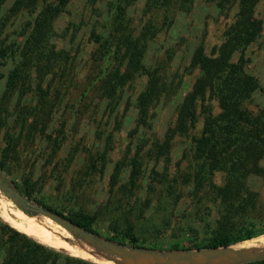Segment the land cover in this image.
<instances>
[{
  "label": "rangeland",
  "instance_id": "374dc122",
  "mask_svg": "<svg viewBox=\"0 0 264 264\" xmlns=\"http://www.w3.org/2000/svg\"><path fill=\"white\" fill-rule=\"evenodd\" d=\"M110 1L67 0L60 6L45 49L67 56L57 61V70L47 73L41 84L48 93L49 116L44 120L45 128L32 135L27 129L20 132L18 109L22 105H38L36 87L40 80L36 69L28 67L29 91L23 96L18 86L7 92V78L23 59L25 42L41 6L48 2L57 5L58 0H39L33 13L21 0H6L0 5V152L9 136L17 138L7 179L13 186L21 187L24 178H28L34 204L54 206L64 215L81 210L94 216L93 230L101 239L120 238L131 225L138 245L143 248L163 252L175 245L179 249L191 248L195 237L205 236L204 222L213 225L218 216V207L201 193L192 195L181 179L189 171L184 155L189 153L190 137L199 136L203 116L199 114L189 137H174L166 156L156 159L155 149L173 125L178 106L198 76L197 70L189 68L195 49L202 45L209 55L224 43L226 31L237 19L239 2L193 0L189 7L181 9L180 0H175L178 4L166 11L148 10V0H132L126 21L133 34L138 35L149 22L157 27L156 35L147 44L143 62L157 70L164 90L159 103L149 110L148 125L142 127L138 123L137 96L145 88L147 77L137 76L117 91L113 99L105 95L96 80L93 52L98 45L91 32L99 33ZM252 8L260 31L245 49L244 68L264 90V0L254 1ZM237 57L235 53L232 60ZM209 104L215 114L219 112L214 100ZM263 106L264 92L256 91L249 107L257 110ZM33 123L34 119L29 117L27 127ZM54 140L59 141V148L54 146ZM134 158L140 161V175L135 187L127 191ZM153 169L164 175L154 177ZM165 176L174 187L163 179ZM215 182L222 184L221 174H216ZM246 184L257 194L255 214L264 216V176H250ZM0 215L42 243L72 256L96 264H125L96 254L70 234L71 238L66 239L34 224L1 193ZM0 219L4 221L1 216ZM43 219L40 216L36 221ZM61 238L70 245H63ZM124 244L130 246L127 241ZM235 247H264V235Z\"/></svg>",
  "mask_w": 264,
  "mask_h": 264
},
{
  "label": "trees",
  "instance_id": "16d2710c",
  "mask_svg": "<svg viewBox=\"0 0 264 264\" xmlns=\"http://www.w3.org/2000/svg\"><path fill=\"white\" fill-rule=\"evenodd\" d=\"M5 1L0 0V5ZM38 1L21 0V4L33 13ZM66 1L58 0L57 5L48 2L41 6V10L33 19L31 31L25 42L23 59L7 78V92L18 86L21 89L20 96L29 91L28 67L36 69L40 80L36 87L38 105L34 107L22 105L18 109L20 132L27 129L32 135L39 133V130L42 131V127L45 128L44 120L49 116L46 103L49 100L47 90L41 88V84L47 73H54L57 70V61L67 56L63 52L48 51L45 45L48 44L47 39L51 35L52 21L60 11V6ZM192 1L180 0L178 4L175 0H148L146 7L148 10L163 8L168 11L173 5L178 4L184 9L189 7ZM234 1L239 2L237 19L226 31L224 43L209 55L205 53L202 45L195 49L189 68L197 70L198 76L178 106L173 125L167 129L162 142L155 149L156 159L166 156L174 137L176 135L189 137L190 130L198 122L199 114L203 116L199 136L190 137L189 153L185 152L184 155L188 158L189 171L182 174L181 179L184 180V185L190 187L192 195L199 196L198 194L201 193L200 195L206 197L209 203L216 205L218 216L213 225L208 221L204 222L207 232L202 239L195 237L196 242L193 247L179 249L175 245L170 251L236 246L264 235V216L255 214L258 208L257 194L246 184L250 176H264V106L257 110L249 107L253 94L264 90L244 68L247 62L244 56L245 49L259 35L260 23L253 19L252 6L257 0ZM131 2L132 0H111L107 4L99 33L91 32L98 45L93 52V61L97 70L96 80L109 99H113L117 91L123 89L137 76L147 77L145 88L137 96L136 107L138 123L146 127L147 119L150 117L149 110L159 103L164 92L157 70L146 67L143 62L147 44L156 35L157 27L149 22L143 26L138 35H134L126 21L127 8ZM235 53L238 57L233 61ZM213 100L219 109L216 114L212 106H209L210 101ZM29 117L34 119V123L27 127ZM15 139L9 136L6 139V146L0 152V173L7 181L11 169L10 160L15 151ZM54 146L60 147L58 140H54ZM100 159L104 160L101 154ZM90 167L96 168L91 162ZM164 172L170 176L169 172ZM153 173L156 178L164 175L154 169ZM218 173L222 175V184L215 182ZM139 175L140 161L134 158L131 161V170L125 188L127 191L135 187ZM163 179L174 187L166 176ZM172 179L177 178L172 176ZM23 181L21 187H15L8 182L32 202V184L28 178H24ZM1 195L7 199L2 193ZM10 204L13 206L11 202ZM36 205L100 238L93 230L94 216L81 210L69 211L64 215L54 206L41 202H37ZM20 213L36 225L58 233L63 238H71L65 230L46 217H43L45 219L42 222H38L36 218L41 215L30 212ZM0 216L5 221L0 219V264H96L48 246L39 238L29 235L11 219ZM72 238L82 243L78 238L74 236ZM107 240L118 245H125L124 242L127 241L131 247L143 248L138 245V238L131 225L124 229L120 238L115 236ZM61 241L63 245H70L62 238ZM81 245L87 246L100 256H105L103 252L94 250L90 245ZM247 264H264V260Z\"/></svg>",
  "mask_w": 264,
  "mask_h": 264
},
{
  "label": "water",
  "instance_id": "95a60500",
  "mask_svg": "<svg viewBox=\"0 0 264 264\" xmlns=\"http://www.w3.org/2000/svg\"><path fill=\"white\" fill-rule=\"evenodd\" d=\"M0 192L25 214L36 213L50 219L68 234L78 238L94 250L103 252L107 260L134 264H247L264 260V247L238 248L235 246L197 249L193 251H158L154 249L118 245L96 237L65 218L30 202L0 173Z\"/></svg>",
  "mask_w": 264,
  "mask_h": 264
},
{
  "label": "bare ground",
  "instance_id": "6f19581e",
  "mask_svg": "<svg viewBox=\"0 0 264 264\" xmlns=\"http://www.w3.org/2000/svg\"><path fill=\"white\" fill-rule=\"evenodd\" d=\"M50 220V219H49Z\"/></svg>",
  "mask_w": 264,
  "mask_h": 264
}]
</instances>
